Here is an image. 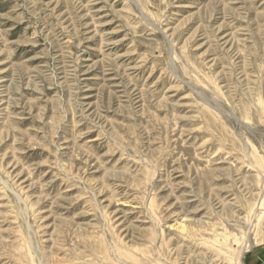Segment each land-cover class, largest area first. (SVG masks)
<instances>
[{
  "label": "rangeland",
  "instance_id": "1",
  "mask_svg": "<svg viewBox=\"0 0 264 264\" xmlns=\"http://www.w3.org/2000/svg\"><path fill=\"white\" fill-rule=\"evenodd\" d=\"M263 191L264 0H0V264H264Z\"/></svg>",
  "mask_w": 264,
  "mask_h": 264
},
{
  "label": "bare ground",
  "instance_id": "2",
  "mask_svg": "<svg viewBox=\"0 0 264 264\" xmlns=\"http://www.w3.org/2000/svg\"><path fill=\"white\" fill-rule=\"evenodd\" d=\"M141 7V6H140ZM264 192V191H263ZM263 194V193H262ZM178 228H181V229H183L184 230V225L183 224H180L179 226H178ZM102 247V246H101ZM105 250V249H104ZM98 252V251H97ZM108 254V253H107ZM125 256V255H124ZM126 257V256H125ZM242 257V256H241ZM241 257L240 256H238V264H241L240 262V259H241ZM127 258V257H126Z\"/></svg>",
  "mask_w": 264,
  "mask_h": 264
}]
</instances>
